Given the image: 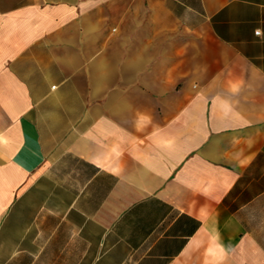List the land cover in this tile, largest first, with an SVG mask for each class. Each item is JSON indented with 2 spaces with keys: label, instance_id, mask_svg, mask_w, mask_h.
Listing matches in <instances>:
<instances>
[{
  "label": "crops",
  "instance_id": "0c3cea01",
  "mask_svg": "<svg viewBox=\"0 0 264 264\" xmlns=\"http://www.w3.org/2000/svg\"><path fill=\"white\" fill-rule=\"evenodd\" d=\"M0 264H264V0H0Z\"/></svg>",
  "mask_w": 264,
  "mask_h": 264
},
{
  "label": "built area",
  "instance_id": "2783aa9c",
  "mask_svg": "<svg viewBox=\"0 0 264 264\" xmlns=\"http://www.w3.org/2000/svg\"><path fill=\"white\" fill-rule=\"evenodd\" d=\"M258 32V31H257Z\"/></svg>",
  "mask_w": 264,
  "mask_h": 264
}]
</instances>
